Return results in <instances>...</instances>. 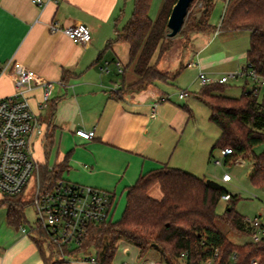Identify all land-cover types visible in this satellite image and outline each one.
I'll list each match as a JSON object with an SVG mask.
<instances>
[{
    "label": "crops",
    "instance_id": "obj_1",
    "mask_svg": "<svg viewBox=\"0 0 264 264\" xmlns=\"http://www.w3.org/2000/svg\"><path fill=\"white\" fill-rule=\"evenodd\" d=\"M133 1L49 0L38 5L33 0H0V64L12 59L35 72L40 83H51L46 101H43L41 84H32L25 92L29 108L42 127V135H33L30 139L37 176L40 168L54 169L66 182L111 193L112 218L115 202L122 203L119 218L126 191L140 175L151 170L166 165L205 179L199 173L202 166H208L213 146L208 148L212 139L200 144L179 143L190 120L192 127L196 125L188 108H196V101L186 102L184 111L180 110L178 105L166 102V87L156 84L159 81L139 92L125 89L119 92L137 78L132 65H127L128 44L113 41L115 33L129 19ZM148 14L151 18L150 9ZM50 24L86 25L91 39L87 44H77L61 33L49 32ZM208 33L211 39L218 37L220 46L241 33L249 37L245 30L216 29ZM208 43L198 47L197 53H203L198 63L201 71L214 75L216 55L205 54L212 45ZM230 59L226 56L218 60ZM116 60L122 64V74L117 73ZM155 60L156 56L151 63ZM192 61L186 66L196 75L198 69L190 65ZM105 62L107 71L101 70ZM156 67L160 69L159 63ZM168 82L172 81L165 83ZM188 85L185 83L184 89ZM14 92L13 79L8 74L0 76V97ZM188 92L186 97L178 99L192 96L201 102L194 92ZM77 129L93 130L94 137L82 140L75 135ZM150 194L155 198L160 196L157 187ZM20 228L25 231L21 232ZM35 232L22 226H9L5 216L0 230V264H52L45 263L51 251L45 250L44 243L40 246L35 243ZM60 258L62 261L57 264H95L81 254L54 256L52 260L56 262Z\"/></svg>",
    "mask_w": 264,
    "mask_h": 264
},
{
    "label": "trees",
    "instance_id": "obj_2",
    "mask_svg": "<svg viewBox=\"0 0 264 264\" xmlns=\"http://www.w3.org/2000/svg\"><path fill=\"white\" fill-rule=\"evenodd\" d=\"M216 0H200L195 10H189L182 31L190 34L222 31L249 32L245 52L246 66L258 76L264 77V0H228L218 27L208 22ZM152 0H134L127 22L113 41L128 44V63L132 65L136 80L123 86L127 92H139L155 81H173L179 71L171 74L156 67L151 59L162 50L167 40L166 20L175 0H163L154 19L149 17ZM225 84L202 86L195 93L208 108V119L219 129L215 149L230 148L231 154L223 158L227 164L237 157L249 158L252 172L249 180L253 185L264 186V150L255 153L254 147L264 143V99L259 101L251 90L237 98L222 94ZM183 108H185L183 106ZM38 177L43 189L58 179V170L40 168ZM157 187L158 198L150 192ZM111 194V193H110ZM229 194L220 187H208L199 178L179 168L166 165L138 177L125 194L121 216L113 221L111 209L106 221L90 223L82 242L72 250L59 252L47 245L50 255L45 263L57 264L52 257L81 254L96 264H111L116 242L123 239L133 245L142 257L154 249L163 264H264V236L252 243L249 236L252 228L244 216L235 210L236 195L229 194L222 213L215 207L222 195ZM4 195L0 205L6 207V223L18 228L24 219V203L19 198ZM112 204L113 195L111 194ZM217 221L237 234L245 235L247 241L237 244L229 240L218 228ZM33 240L39 246L46 241L43 230H36ZM94 254H91L90 251ZM216 252V256H214ZM209 262V263H207Z\"/></svg>",
    "mask_w": 264,
    "mask_h": 264
},
{
    "label": "built area",
    "instance_id": "obj_3",
    "mask_svg": "<svg viewBox=\"0 0 264 264\" xmlns=\"http://www.w3.org/2000/svg\"><path fill=\"white\" fill-rule=\"evenodd\" d=\"M48 1L33 0L38 5H44ZM49 32L61 33L77 44H87L91 39L90 29L82 24L67 27L50 24ZM114 65L117 73L122 74L121 62L116 60ZM190 65L198 69L195 79L200 87L227 84L229 79H237L238 76L245 75L252 80L253 87L250 90L253 95L257 96L260 86L264 84V77L258 76L246 65L240 69L239 73L220 77L207 75L201 71L198 61H192ZM101 70L107 71V62ZM4 74H8L13 79L15 92L12 95L0 97V194L2 196L22 194L28 176L35 172L36 188L33 204L37 218L31 230H43L47 235L44 243L53 246L59 252L63 249L72 250L82 242L90 223L108 219L112 206L111 194L90 186L72 184L60 177L48 188H42L37 176V165L30 150L31 137L42 135V127L37 116L29 108L25 92L31 89L32 84H41L43 101H46L50 94L51 83H40L35 72L12 59L0 64V76ZM188 93L187 89H182L178 91L177 96L184 98ZM155 106L156 104L153 109ZM75 135L88 141L94 137V131L77 129ZM229 154H231L230 148L219 149V158H214L213 164L221 166L223 158ZM230 179V175L226 172L220 178L223 183L229 182ZM221 199L228 200L229 194L222 195ZM246 222L252 228L249 240L252 243H258L264 236V225L258 217L252 220L246 219ZM20 230L25 231L23 228ZM88 260L96 264L93 257ZM141 264L159 263L149 260Z\"/></svg>",
    "mask_w": 264,
    "mask_h": 264
},
{
    "label": "rangeland",
    "instance_id": "obj_4",
    "mask_svg": "<svg viewBox=\"0 0 264 264\" xmlns=\"http://www.w3.org/2000/svg\"><path fill=\"white\" fill-rule=\"evenodd\" d=\"M162 2L163 0H152L150 7L151 18L154 19L157 16ZM199 5L200 0H193L189 10H195ZM226 5L225 0H216L214 2L209 15V23L211 26L218 27ZM188 12L189 11H187L186 16L188 15ZM186 16L184 22L186 20ZM182 28L183 25L179 33L174 37H166L167 40L163 42V47L159 52V55L156 53V58L158 57L156 64L159 63L161 71H166L168 74H171L172 71L176 69L178 70L179 68L182 72L177 75L175 81L168 83L159 81L160 83L156 84L164 85L166 87V93L168 95V100L166 102L178 105L180 110H183L182 107L187 104L186 102H197L196 108L188 107L191 115H193L196 120V125L195 127H192V120H190V124L179 143L183 144L186 142V144L190 145L192 143L196 144L199 142L200 144L203 140L207 141L212 139V142L208 147L210 149L218 137V128L209 121L208 108L203 103L194 100V97L192 96L183 100H180L177 97L178 91L185 88L183 87L185 83H189L186 89L191 92L196 93L200 88L195 79L198 71L195 75L186 65L190 60L198 61V58L203 55L201 52L197 53L198 47H201L203 44H207L208 40H210L208 44L212 45L204 52H206L205 54L214 53L216 55L214 63L215 72L214 75L211 76L220 77L228 74L239 73L240 69L246 65L245 52L248 47V35L246 33H241L238 37H235L232 40L230 39L225 42L226 44H221L220 46L218 43V37L211 39V33H198L192 35L187 31H182ZM193 36L195 37L193 38ZM226 56H230L231 59L226 62H224V60H218L223 59ZM252 87V80L245 75H242L238 76L237 79H229L228 83L223 86L222 94L228 97L237 98L242 92H246L252 89ZM195 88L197 89L196 91L194 90ZM257 99L259 101L264 99V84L259 88ZM177 139H180V135ZM263 150L264 143L258 144L253 149L255 153H259ZM214 158H219L218 148H215L212 151L208 166H202L199 175L203 174L202 177L205 178L204 180H212L219 184L229 194L236 195L237 200L234 205L235 210L244 216L245 219L252 220L253 218L258 217L261 224L264 225V186H256L250 182L249 174L251 162L249 158L237 157L227 164L222 161L221 166H215L213 164ZM240 159H242V163L239 161ZM224 172L230 175L231 179L229 182L223 183L220 180L221 175ZM35 188V172H32L28 176L27 183L22 194L19 196L21 201L24 203L23 214L25 220L22 222L21 226L27 230H31L37 218L33 204ZM2 197L3 196L0 194V198ZM225 205L226 201L220 198L215 207V212L217 214L222 213ZM121 209L122 203H118L116 201L115 212L112 218L113 221L118 219L117 217ZM5 216L6 207L0 205V230L5 221ZM217 226L232 242L241 244L247 241V237L245 235L230 231L218 221ZM43 246L45 250L48 251L47 244L44 243ZM90 252L91 254H94L92 250ZM144 260H152L158 262L159 264H163L154 249H150L146 255L139 257L137 249L133 245L123 239L117 240L111 264H141Z\"/></svg>",
    "mask_w": 264,
    "mask_h": 264
},
{
    "label": "water",
    "instance_id": "obj_5",
    "mask_svg": "<svg viewBox=\"0 0 264 264\" xmlns=\"http://www.w3.org/2000/svg\"><path fill=\"white\" fill-rule=\"evenodd\" d=\"M191 0H175L166 20V27L168 32L166 37L171 38L179 33L183 25L185 16ZM208 187L217 190L221 186L212 180H205Z\"/></svg>",
    "mask_w": 264,
    "mask_h": 264
}]
</instances>
